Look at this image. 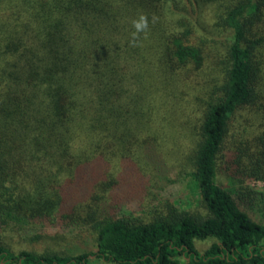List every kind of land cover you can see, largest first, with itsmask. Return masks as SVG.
Segmentation results:
<instances>
[{
  "label": "trees",
  "instance_id": "1",
  "mask_svg": "<svg viewBox=\"0 0 264 264\" xmlns=\"http://www.w3.org/2000/svg\"><path fill=\"white\" fill-rule=\"evenodd\" d=\"M208 3V27L178 14ZM141 14L149 29L133 45ZM214 29L228 33L223 75L171 178L166 102L202 68ZM242 109L257 126L223 151ZM185 175L202 212L152 205L151 189ZM249 181L264 182V0H0V264H264V189ZM47 226L92 245L13 251L12 235L36 241Z\"/></svg>",
  "mask_w": 264,
  "mask_h": 264
},
{
  "label": "rangeland",
  "instance_id": "2",
  "mask_svg": "<svg viewBox=\"0 0 264 264\" xmlns=\"http://www.w3.org/2000/svg\"><path fill=\"white\" fill-rule=\"evenodd\" d=\"M219 4L208 3L204 6L188 5L186 10L181 13L187 16L190 20L197 19L200 21L202 27H208L214 21V13ZM228 33L222 29H214L212 35L210 34L208 39L212 40L210 43V52L206 50L205 53L208 56L204 60V64L198 71H190L181 76H187V80L177 82L179 90L171 91L170 97H168L166 105L173 108L175 113V120L171 121L167 119L162 125L164 128L163 132L167 134H173V139L160 138L159 143L162 148L164 157L167 158V165L171 169L170 177L174 178L178 176L180 172L186 168L184 161H178V148L180 145H185L190 140V131H194L198 128L201 113L204 109L203 103L210 97V91L207 90V85L210 84V80L216 81L221 79L223 75L222 59L226 56L225 52V40ZM190 68V67H189ZM198 95L200 100H198ZM167 116L165 115V118ZM257 115L249 112L248 109H242L238 111L236 116L233 118L228 137L225 138L223 151H228L229 147L233 145L240 138L241 134L252 133L256 128L258 121ZM160 126V125H159ZM253 126V127H252ZM157 128V127H156ZM179 132H184L185 136L179 138ZM187 132L189 134H187ZM235 133L234 136L231 135ZM222 161H218V175L217 182L224 186L225 179L224 174L221 172ZM248 186L254 190L260 191L264 189V182L262 181H249ZM151 195L148 199L152 200V205L159 204L164 201L173 203L179 210H195L196 212H202L199 208V200L196 192L191 188L190 178L185 176L179 177L174 183L167 185L160 190L151 189ZM127 210L134 215H138L141 212V208L132 204L125 207ZM41 235L36 241H22L17 236L12 235L9 240L14 252L21 250L42 252L44 249L49 250L53 253L65 254L68 250L74 252L78 247L80 250L84 244L92 245V241L88 238L86 232L79 233L77 231L61 230L56 227H42L36 232L32 233ZM212 243L211 239L205 241H196L195 246L199 252L204 251ZM76 251L80 252V251ZM94 251V248H92ZM92 264H105L96 260L95 257L91 258Z\"/></svg>",
  "mask_w": 264,
  "mask_h": 264
},
{
  "label": "clouds",
  "instance_id": "3",
  "mask_svg": "<svg viewBox=\"0 0 264 264\" xmlns=\"http://www.w3.org/2000/svg\"><path fill=\"white\" fill-rule=\"evenodd\" d=\"M157 17L153 15L152 23H156ZM133 27L135 28V32L132 34L133 36V45L135 40L140 33H146L149 29V18L147 15L141 14L138 19L133 21Z\"/></svg>",
  "mask_w": 264,
  "mask_h": 264
}]
</instances>
